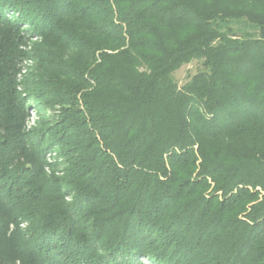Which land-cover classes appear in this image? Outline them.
Instances as JSON below:
<instances>
[{"label":"trees","instance_id":"16d2710c","mask_svg":"<svg viewBox=\"0 0 264 264\" xmlns=\"http://www.w3.org/2000/svg\"><path fill=\"white\" fill-rule=\"evenodd\" d=\"M0 264H264V0H0Z\"/></svg>","mask_w":264,"mask_h":264},{"label":"rangeland","instance_id":"374dc122","mask_svg":"<svg viewBox=\"0 0 264 264\" xmlns=\"http://www.w3.org/2000/svg\"><path fill=\"white\" fill-rule=\"evenodd\" d=\"M34 66V61H27L24 63L23 68L21 70V74L19 76V79L22 80L24 78V76H26V74L29 71V68H32ZM201 64L198 61H193L190 64L184 65L182 66L179 70H177L174 73V78L176 79V81L178 82V84L180 86H182L183 84H185L194 74L197 73L198 69L200 68ZM34 106V105H33ZM59 108V107H58ZM58 108H56L55 111L51 110V109H47L48 111V115H52L55 113H58L59 110ZM40 120V115H39V110H37V108H30L29 109V118L27 121V125L29 128L34 127L37 125L38 121ZM51 154L48 153L47 155V161L49 163L54 162L55 158H56V152L52 151ZM47 172L48 174L52 173V169L47 167ZM57 174L61 175L62 172H57Z\"/></svg>","mask_w":264,"mask_h":264}]
</instances>
